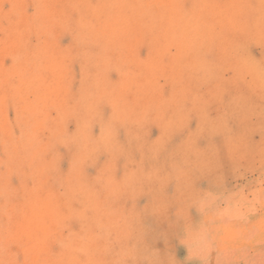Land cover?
Listing matches in <instances>:
<instances>
[{"label": "rangeland", "instance_id": "rangeland-1", "mask_svg": "<svg viewBox=\"0 0 264 264\" xmlns=\"http://www.w3.org/2000/svg\"><path fill=\"white\" fill-rule=\"evenodd\" d=\"M0 264H264V0H0Z\"/></svg>", "mask_w": 264, "mask_h": 264}]
</instances>
